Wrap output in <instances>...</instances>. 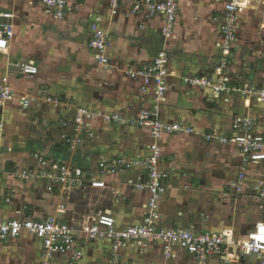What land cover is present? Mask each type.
<instances>
[{
  "label": "crops",
  "instance_id": "crops-1",
  "mask_svg": "<svg viewBox=\"0 0 264 264\" xmlns=\"http://www.w3.org/2000/svg\"><path fill=\"white\" fill-rule=\"evenodd\" d=\"M111 1L68 0L65 19L55 21L39 0H0V12L12 14L13 24L8 50L0 53V80L8 77L14 90L12 100L0 102V217L56 216L79 231L101 213L110 214L119 229L142 223L148 196L129 181L144 177L145 170L132 168L101 177L97 163L101 158L145 156L149 134L133 126L94 119L88 126L90 136L81 135V139L89 137L90 143H84L90 153L78 145L75 151H68L60 143L59 134L72 133V125L62 126L61 122H71L78 106L118 113L125 119L142 107L149 108L151 97L140 94L139 81L126 73L150 63L158 51L166 49L170 74L160 118L190 127L193 132L164 135L158 141L160 168L169 174V187L159 202L160 224L204 233L229 230L236 240L244 239L256 223L264 220V207L260 208L247 193L237 194L230 187L239 172L237 148L228 143L229 156L222 163L219 154L224 152V144L213 133H229L234 117L241 115L255 118L264 133V104L246 106L235 94L228 103L224 98L213 100L206 96L207 91L200 93L185 83L200 74L212 76L220 57V36L212 16L218 15L228 0H180L174 34L167 41L159 34L161 17L145 19L140 12L127 15L135 0H114L118 6L113 14ZM238 20L239 40L229 57L231 77L237 85L261 86L264 0H251ZM95 21L110 35L106 68L96 62L87 47L89 27ZM26 61L37 64L38 74L32 79L17 74V66ZM22 97L37 100L25 108ZM47 98L52 101L47 102ZM34 153L51 163L80 169L81 182L60 186L44 177L34 178L40 170ZM89 159L95 162H84ZM27 173L33 176L29 182L17 177ZM262 173L264 166L248 171L253 177ZM90 178L104 181L106 187L92 188ZM75 247L81 256L72 264H111L108 240L80 235ZM40 249V242L25 233L0 242V264H18L22 254L34 255L35 263L40 264ZM235 253V249L228 248L226 259L230 260L212 257L198 263L180 249L173 257L165 258L158 245L146 250L126 247L119 251L116 264H258L253 256ZM71 256L72 252L56 256L52 264H69Z\"/></svg>",
  "mask_w": 264,
  "mask_h": 264
},
{
  "label": "built area",
  "instance_id": "built-area-1",
  "mask_svg": "<svg viewBox=\"0 0 264 264\" xmlns=\"http://www.w3.org/2000/svg\"><path fill=\"white\" fill-rule=\"evenodd\" d=\"M45 12L55 21H62L69 12L68 0H39ZM251 3V0H228L218 15L212 16V22L217 24L220 43L218 48L220 57L214 67L212 76L197 75L185 83L198 90L206 92V96L215 100L224 98L227 102L232 94L242 99L244 105L250 103L264 104V83L237 85L229 71V57L234 45L239 40V20L241 14ZM113 14L116 13L117 1L112 0ZM180 0H135L129 7L127 15L142 13L145 19L161 17L159 34L164 40L171 39L178 20ZM12 14L0 12V53L8 50L13 36ZM90 37L87 41L88 49L93 53L96 62L106 68L109 59L106 50L111 45L110 35L98 25V21L90 24ZM170 57L166 49L157 52L154 59L137 70L127 71V76L139 81V93L151 97L149 108L138 109L130 118L125 119L118 113H105L100 110H91L87 106H78L72 123V133L59 134L60 143L68 151H75L80 143L82 134L90 136L88 126L94 119H101L107 123L133 126L145 130L149 134L148 153L142 157L126 159L123 157L101 158L97 163L98 175L110 176L125 172L132 168L145 170V176L136 181H129L135 189L145 190L147 202L144 205L142 223L139 225L117 228L115 219L106 213L92 218L89 225L82 230H76L69 223L59 220L56 216L44 219L32 217L4 219L0 217V242H8L28 234L40 242V264H52L53 258L72 252L71 262L80 259L81 253L76 251V238L80 235L88 239H105L110 243L112 253L111 264L118 263L119 251L132 247L146 250L150 246L158 245L165 258L174 256V251H184L190 259L203 263L209 258L226 259L228 248L235 249L237 256H253L258 264H264V220L255 224L254 228L246 233L244 239L236 240L232 231L221 233L197 232L183 227H166L160 224L161 214L159 202L169 187V174L160 168L161 151L158 141L164 135L180 132L192 133L190 127L178 122H165L160 118V110L166 104L169 77ZM17 74L26 79H32L38 74L37 64L33 61L22 62L17 66ZM14 90L10 86L8 77L0 80V102L12 100ZM36 97H22L21 104L27 108ZM51 102V98L46 99ZM67 122V121H66ZM62 121V126L67 123ZM3 124L0 120V134ZM221 144L229 143L237 148L239 172L237 179L230 187L237 194L247 193L250 198L264 207V173L253 177L248 174L250 168L264 166V133L258 129L257 120L247 115L234 117L227 134L213 135ZM207 138H209L207 136ZM44 177L54 181L57 185L65 186L71 181L81 182L83 172L80 169L63 163H51L34 153ZM32 176L18 174L24 182ZM88 184L92 188H105L104 181L90 178ZM62 208V206H60ZM59 208V209H60Z\"/></svg>",
  "mask_w": 264,
  "mask_h": 264
},
{
  "label": "rangeland",
  "instance_id": "rangeland-1",
  "mask_svg": "<svg viewBox=\"0 0 264 264\" xmlns=\"http://www.w3.org/2000/svg\"><path fill=\"white\" fill-rule=\"evenodd\" d=\"M226 103H228V101L226 102ZM75 116H73V118H74ZM73 118H72V120H73ZM71 120V121H72ZM70 121V120H69ZM69 121H67L66 123H67V125L66 126H71L72 125V123H70ZM65 133V132H64ZM209 134H211L210 132H209ZM214 134V133H213ZM88 138V139H87ZM87 138H80V143H79V145H78V147L80 146V147H86V149H87V153H90L91 152V150H89V148H88V145H86L85 143L86 142H88V143H90L89 141V137L87 136ZM217 141H218V139H217ZM216 140H215V142H217ZM85 142V143H84ZM214 142V141H213ZM219 142V141H218ZM102 143V145H104V144H106V142H101ZM224 148H222L221 149V151H224V152H221L220 154H219V157H221V159H222V163H224L225 164V162L227 161L226 160V158H228V156H229V149H228V144L227 143H224ZM78 152H80V151H78ZM85 163H89V162H95V160L94 159H92V160H87V161H84ZM97 162V161H96ZM214 162H217V160H215ZM227 166V168H230V166H231V164L228 162V164L226 165ZM232 169V168H231ZM30 175H31V173H29ZM43 174V172L41 171V170H37L35 173H34V178H38L39 176H41ZM33 176H30L29 178H28V180L27 181H25V182H29V180L32 178ZM18 262V264H36L35 263V259H34V255H24V254H22V256H20L19 257V260H17Z\"/></svg>",
  "mask_w": 264,
  "mask_h": 264
}]
</instances>
